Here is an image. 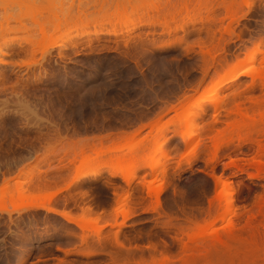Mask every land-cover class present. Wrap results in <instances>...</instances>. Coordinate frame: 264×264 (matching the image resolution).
I'll list each match as a JSON object with an SVG mask.
<instances>
[{"label": "rangeland", "instance_id": "obj_1", "mask_svg": "<svg viewBox=\"0 0 264 264\" xmlns=\"http://www.w3.org/2000/svg\"><path fill=\"white\" fill-rule=\"evenodd\" d=\"M180 1L0 0V264H18L24 248L32 249L26 264H152L164 257L168 264L187 258V264H217L200 248L206 234L225 233L234 223L246 229L243 238L263 230L264 123L246 127L233 110L242 105L252 114L255 102L264 103V56L255 50L264 51V0H208L202 7L192 0L188 15L183 10L171 20ZM231 3L234 16L226 10ZM251 53L247 75L225 78L190 109L189 125L162 130V149L152 153L163 163L161 172L137 173L129 184L109 176L108 166L118 165L111 154L80 170L98 175L52 201L92 222L86 243L78 225L41 208L26 209L77 173L64 170L52 184L54 176L30 170L36 156L55 150V140L131 132L159 116L166 121L174 114L166 108L209 89ZM21 114L30 116L29 126ZM216 142L227 144L216 152ZM67 163L54 160L51 167ZM215 177L229 189H218ZM221 193L233 194L231 208ZM202 227H208L203 236ZM191 239H201L200 246L186 252L198 244ZM235 251L261 262L254 246L238 244Z\"/></svg>", "mask_w": 264, "mask_h": 264}, {"label": "bare ground", "instance_id": "obj_2", "mask_svg": "<svg viewBox=\"0 0 264 264\" xmlns=\"http://www.w3.org/2000/svg\"><path fill=\"white\" fill-rule=\"evenodd\" d=\"M191 1L192 0H181L180 1V7H179L180 10L179 11L177 10L178 12L174 11L176 13H174V15H171L172 17H170V15L169 16L167 15L165 18L163 17L164 20H167L166 18H168V17H170L171 20H172V18L175 19V16H177V14L180 15L183 10H185L186 15H188L189 10L192 9V8H190V6H192V5H190ZM203 2H206V0H204V1L203 0H196L195 4L198 5L199 7H202L204 5L207 6V4L210 3V1L208 3V0L206 3H203ZM202 4H204V5H202ZM167 5L168 6L166 7V9L170 7L169 4H167ZM229 5L226 6V10H227V12H228V10H230L234 16L235 11H237V9H236L237 7H235V4H233L234 6H232V3ZM228 6H229V8H228ZM203 8H205V7H203ZM249 9H250V7H249ZM230 11H229V13H231ZM166 22H168V21H166ZM166 22L164 21V25L167 24ZM27 44L30 46L35 45V43L33 41H28ZM261 44H262V42H261ZM255 50L258 53H262L264 56V51H262V49H260L259 46ZM206 53H208V55H209V52L206 51ZM211 55H212V53H211ZM253 61H254V54L251 53L250 56L247 58V60L245 62H243V64L236 65L234 68H232L230 71H228L227 74L221 80L217 81L216 83H213L209 89H207V90L205 89L201 94H199L195 98L187 99L184 102H179L175 106L166 108V114H168L169 112L174 113L173 116H171L166 121L163 120V116H159L157 118L152 119L148 124H142L141 126H139L138 129L131 131V132L130 131L129 132L120 131L118 133L110 132L109 134H105L102 136H94L91 138L90 137L79 138L75 141L71 140V139L65 141L64 139H62V137L60 138V140H58V139H57V141L55 140L56 144H54L55 146L54 145L52 146L53 149H55V150H53V152H51L50 155L48 154V155L44 156L43 158H39V156H36L34 163L31 165L32 167L31 166H30L31 168L29 167L30 170L39 169L41 171V174H45V175L48 174V176H50V175L54 176V178H52L53 180H50L51 182H53L52 184H54V183L57 184V182H59L63 179L62 172L64 170L75 169L77 171V173L72 178V181L65 188L59 189L57 192L50 194L49 196H47V200L30 202L26 206V209L41 208L48 213H52V214H55L57 216H60L61 218H63L68 223L76 224V226L78 225L79 229L81 228V230L84 231L83 236L81 235L82 236V242L81 243H86L87 239L89 237L87 238L88 235L85 232H86V230L88 231V229H87L88 224L90 225V223H92V222L86 221L84 215H82L81 217H78V216L73 215L71 212H69L67 210H60L59 208L52 206V201L55 198H57L58 196H60L61 194H63L65 191H69L70 188H72L73 186H75L79 182L90 179L91 176L95 177L96 175H98L97 173L82 174V173H80V170L83 169L84 167H86L87 164H90L92 161L102 159L104 156H106V158H107L111 154H115L112 159L110 158L111 159L110 162L111 163L116 162V163H118V165H116V166L109 165L108 166V168L110 169L109 170V176L110 177L121 176L125 180V182L130 184L132 182V180L134 181V178L136 177L137 173L146 174L147 170H150L152 172V175L154 176L158 172H161L163 170V163L159 159L155 160L152 156V153L155 152L157 149H160V150L162 149L163 142H161L159 140V136H160L162 130L169 124H173V125L176 124L177 125V123H182L183 121H185V123H187L189 125L191 122V117L189 114V112L191 113L190 109L194 106H200L208 98V96H209L208 94L210 92L221 88L226 83L225 78L230 77V78H232V80H236L239 76L247 75V68L251 63H253ZM3 62L4 61H0V63H3ZM263 65H264V59H263ZM262 101H264V100H262ZM255 103H256L255 106L252 107V108H254L252 114H250L247 111H244L242 105H237L236 108L234 107L233 111L236 112V114L240 116L241 121L244 122L243 125L246 127H249L250 125H252L253 127H256L259 123H261V124L264 123V111H263L264 103H262L263 105L257 104L258 102H255ZM243 106H244V104H243ZM31 113L34 116L37 114L36 112H33V111H31ZM3 115H4V113L0 114V117H2ZM21 115L25 119V122L27 121V125H28L29 124L28 121L30 120L29 119L30 116L25 115V114H21ZM36 116L35 117L38 118V115H36ZM256 116H258L259 119H257ZM252 126H250V127H252ZM144 128L149 129V131L145 135L143 133ZM182 137L185 138L184 132L182 133ZM226 144H227L226 142H216L214 144L215 151L217 152L218 150L224 148V146H226ZM56 150H57V152H56ZM58 150H59V152H58ZM163 154H164L163 158H166L167 155L165 154V152H163ZM138 158H141L140 162L138 161ZM54 160H57L60 164L63 163L65 160H67L68 163L52 168L51 162ZM124 162L125 163L127 162L128 165H126V166L122 165V163H124ZM9 165H10V163H9ZM42 165L43 166L47 165L49 168L47 170H41L40 168ZM27 171H28V169H27ZM21 174H22V172H21ZM48 176H46V177H48ZM43 180H42L43 181L42 183H45V184H47L49 181L48 178L47 179L45 178ZM95 180H97V179L95 178ZM7 181L8 180H6V182ZM6 182H4V183L6 184ZM50 183H48V184H50ZM215 183H216V186L218 187V189L223 190V193H224V189L228 190L230 187V183L227 181H224L221 177H215ZM142 186H143V184H142ZM223 193H221V194L225 198V195ZM156 197L158 198V195ZM224 198L223 197L218 198V200H219L218 202L221 204L223 202ZM225 199H226L227 204H228V209L231 208L232 203H233V194L228 193V196L226 195ZM259 205H260L259 214H261V216L263 217V219H262L263 222H261V226L263 229L262 231L256 229V231L249 232L248 237L243 238V233L247 232L246 229L240 230L238 228L239 226L238 225L236 226V224L234 223L231 227L229 225L230 229L228 228L229 230L225 233L215 231L212 235L206 234L207 235L206 236L205 233H206V229L208 227H205V228L202 227V228H199L200 235L202 234L201 236H203V234H204L206 237L209 236L210 240L208 238H206L205 236H204V238H205V240L206 239L209 240L210 243L207 240L205 242L204 238H202L203 243L201 245H204V247H203V246L199 245V243L201 242V239H200V242H198L195 239L192 240L193 239V237H192L191 240L193 241V243H194V241H196V242H198V244H191V245L187 246L186 252H189L194 248L196 249V247L198 245V247L200 246V248L201 247L204 248L203 250L205 251L206 255L210 256L211 258H214L217 261V264H256V262L254 260H249L244 255H243V258L240 257L238 252L235 251L238 244H249L250 246L256 247L258 250L259 255L257 257L260 259L261 262L257 263V264H264V198L260 199ZM86 210H88V209H85L84 211L88 212ZM12 212H14V210L13 211H7V213H9V214ZM15 212H18V210ZM91 212L92 211L90 210L89 213H91ZM233 213H234V211H233ZM219 215L220 214H217L216 218L219 217L218 219H220L221 215L220 216ZM222 216H223V214H222ZM236 217L238 218L237 214H236ZM240 217L241 216L239 214L238 219H240ZM251 218H253L255 220L256 216L252 215ZM215 221L211 222L210 225L215 223ZM253 221H252V219L249 220L248 225L251 226V222H253ZM107 224L111 228H113V227L121 228L125 225L124 222H120V223H118V222L108 223L107 222ZM249 226H248V228H251ZM189 231L187 233H189ZM190 232H192V231H190ZM96 234H99V231H97ZM193 235L198 236V234H196V233H193ZM119 244L122 245L121 243H119ZM31 253H32L31 248H27V249L24 248L23 250H21V253L18 256V264H26L29 257L31 256ZM9 261H10V263H12L11 260H9ZM188 261H189L188 258L185 259V261H184L185 264H187ZM168 263H169L168 258L164 257L160 261L153 262L152 264H168Z\"/></svg>", "mask_w": 264, "mask_h": 264}]
</instances>
